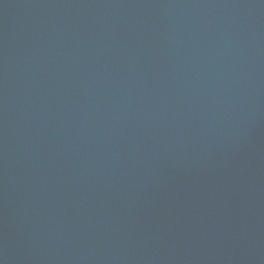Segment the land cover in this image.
Returning <instances> with one entry per match:
<instances>
[{
	"label": "water",
	"instance_id": "95a60500",
	"mask_svg": "<svg viewBox=\"0 0 264 264\" xmlns=\"http://www.w3.org/2000/svg\"><path fill=\"white\" fill-rule=\"evenodd\" d=\"M0 264H264V0H0Z\"/></svg>",
	"mask_w": 264,
	"mask_h": 264
}]
</instances>
